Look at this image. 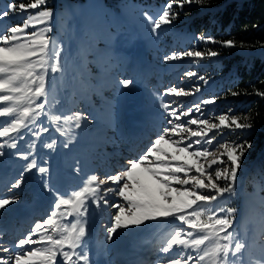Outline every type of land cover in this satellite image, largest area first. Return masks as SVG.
I'll use <instances>...</instances> for the list:
<instances>
[{
  "label": "snow or ice",
  "instance_id": "snow-or-ice-1",
  "mask_svg": "<svg viewBox=\"0 0 264 264\" xmlns=\"http://www.w3.org/2000/svg\"><path fill=\"white\" fill-rule=\"evenodd\" d=\"M47 3L48 0L29 3L12 0L0 8V118H4L0 120V139H3L0 157L6 155L3 149L7 147L17 150L14 155L28 161L8 185L9 190L24 183V173L34 169L40 174L49 172L35 158L30 159L36 149L35 142L28 145V152L19 151L18 139H23V130L39 139L41 133L49 131L48 127L40 124L39 131H32L30 125L35 126L41 117H47L56 125V131L68 137L63 145L67 148L74 139L69 135L72 127L79 129L85 119L80 111L66 115L51 110L60 101L50 81L56 79L55 74L63 73L64 62L62 44L50 35L55 12ZM204 3L205 0H168L156 13L143 11L140 15L149 32L158 38L159 33L178 19L185 5L203 6ZM128 7L134 9V6ZM17 13L24 17L21 23L14 26L2 23ZM199 39L229 48L237 46L234 39L218 41L204 34ZM246 46L243 42L239 44L241 48ZM260 47L264 48V44ZM218 55L209 48L173 52L163 59L166 62L185 57L202 60ZM186 75L197 76L192 71ZM198 79L208 83L204 76ZM118 83L129 88L134 80L126 78ZM199 91L197 87L195 92ZM166 94L179 99L194 92L173 86ZM243 94L264 99V91L259 89ZM217 99L202 100L194 109L200 112L202 105L214 104ZM46 106L49 111L45 110ZM161 107L174 118L168 120L171 127L164 128L142 154L128 160L127 166L115 174L105 177L90 174L77 189L63 194L57 192L51 211L43 220L35 221L23 237L7 245L0 242V253H7L0 255V264H89L83 248L89 233V208L95 205L99 209L102 204L116 210L105 230L108 242L133 227L157 221L178 222L156 250L157 264H264V197L260 198L259 209L250 206L245 215L236 206L225 207L239 198L241 160L252 145L248 141H217V135H223L225 129H252L250 114L238 116L229 110L212 119L193 117V107L186 111L179 108L169 111L171 104L168 103ZM182 117L191 118L182 121ZM214 141L217 142L213 147ZM43 146L54 149L56 141ZM76 172H80L79 167ZM109 184L116 187H102ZM260 187L264 190V185ZM110 193L122 201L110 203L106 198ZM17 201V196L0 197V210L6 211ZM4 236L0 232V241Z\"/></svg>",
  "mask_w": 264,
  "mask_h": 264
},
{
  "label": "rangeland",
  "instance_id": "rangeland-1",
  "mask_svg": "<svg viewBox=\"0 0 264 264\" xmlns=\"http://www.w3.org/2000/svg\"><path fill=\"white\" fill-rule=\"evenodd\" d=\"M11 2L12 0H0V8ZM15 2L20 3L21 0ZM166 3L152 0H48L47 7L54 9L55 12L51 22L53 31L50 35L62 44L64 62L63 73L55 74L56 79L50 81V86L55 89V95L60 101L51 110H58L66 115L72 111H80L85 119L81 121L79 129L72 127L69 135L74 139L67 148L63 145L68 137L56 131V125L47 117H41L35 126L30 125L32 131H39L40 124L48 127L49 131L41 133L39 139L27 129L22 131L23 139H18L19 151L28 152V145L35 142L36 149L30 159L35 158L38 165L47 167L49 172L40 174L34 169L32 172L24 173L25 181L17 189L9 190L8 185L21 173L28 161L14 155L17 150L7 147L3 149L6 155L0 157V167L1 169L5 167L7 175L1 178L0 173V197L17 196L18 201L9 205L6 211L0 210V232L5 234L0 242L7 245L23 237L35 221L43 220L51 211L57 192L63 194L77 189L83 179L90 174H97L100 177L115 174L126 167L123 163L125 159H134L142 154L144 151L142 148L148 147L164 128L171 127L168 120L174 118L167 115L161 104H171L169 111L173 108L186 111L193 107V117L214 119L220 114L228 113L229 110L234 114L237 105L223 104L221 100H216L214 104L202 105L200 112L194 109V105L202 100L217 97L215 88L220 76L215 74L207 76L208 69L212 66L208 65L211 58L198 60L185 57L177 61H164L163 57L173 52L199 50L201 48L198 46L203 42L195 38L191 31L177 26L175 21L159 33L158 38L149 32L140 13L147 11L154 14ZM128 6H134V9ZM32 11L34 10H29ZM23 18L22 14L17 13L10 15L2 23L14 26L21 23ZM192 40H195L194 44H188ZM191 46L193 49H190ZM241 52L245 55H264V48L243 49ZM189 71L195 72L197 76L188 77L186 73ZM199 76H204L208 83L199 80ZM126 78L133 79L134 85L129 88L121 87L118 81ZM173 86L194 92V95L179 99L167 95L166 90ZM197 87L200 88L199 92H195ZM45 110L49 111V106H46ZM132 112L138 116L140 126L142 120L144 129L143 141L139 142L142 148L136 154L130 150L132 146L129 150L126 148V144L128 146L130 143L128 115ZM189 118L191 117H182V121ZM62 127L67 126L62 124ZM242 130L225 129L223 135H217V141L242 142ZM53 140L56 141L54 149L43 146ZM217 141H214L213 147ZM0 143H3V139H0ZM251 145L252 147L242 157V170L238 173L239 198L225 204V207L236 206L242 209L241 215H245L250 206L259 209L260 198L264 197V190L260 187L264 185L260 165L255 166L249 188L245 186L246 176L253 165L250 166L249 162L254 158L256 149L252 143ZM77 167L80 168L79 173L76 172ZM39 195L47 203L48 208L32 214L28 224L17 227L21 229L20 231L6 232L5 221L10 216L17 218L18 212L22 208H27ZM106 198L110 203L122 201V198L111 193ZM115 211L114 208L105 207L103 204L99 209L95 205H90L89 233L83 245L91 259L89 264H120L124 249L129 247L141 232L149 230V227L156 223L151 222L147 226L123 230L108 242L105 230L110 226V217ZM166 223H172L171 227L169 226L170 229L154 243L152 255L146 264H157L156 250L164 242L167 233L178 224L174 221ZM249 227L251 228V225ZM251 237L250 231L249 240ZM99 247L102 249L101 254Z\"/></svg>",
  "mask_w": 264,
  "mask_h": 264
},
{
  "label": "trees",
  "instance_id": "trees-1",
  "mask_svg": "<svg viewBox=\"0 0 264 264\" xmlns=\"http://www.w3.org/2000/svg\"><path fill=\"white\" fill-rule=\"evenodd\" d=\"M21 2L29 3L31 0ZM175 22L177 26L191 31L198 39L204 34L218 41L234 39L237 42L236 47L229 48L203 41L198 48L201 51L210 48L219 53L208 62L212 66L207 73V76H220L215 88L217 100L223 104H236L235 115L243 116L247 113L252 118L253 128L243 129L241 133V141H248L256 148L254 158L249 162L250 166L253 165L245 181V186L249 188L255 166L260 165V173L264 175V99L243 93H253L254 89L264 91V55H245L241 50L262 48L260 44H264V0H205L203 6L185 5ZM194 42L192 40L188 44L193 45ZM241 42L248 46L239 47ZM231 92H239L241 95L232 96Z\"/></svg>",
  "mask_w": 264,
  "mask_h": 264
},
{
  "label": "bare ground",
  "instance_id": "bare-ground-1",
  "mask_svg": "<svg viewBox=\"0 0 264 264\" xmlns=\"http://www.w3.org/2000/svg\"><path fill=\"white\" fill-rule=\"evenodd\" d=\"M138 116L136 115L135 112H132L130 115H128V124H129V130L133 134L132 137L135 135H139L141 132V126L138 124ZM130 146H126V148L131 147V143L129 144ZM129 159H125L123 161L124 166H127V161ZM5 168L1 169L0 168V173H1V178L6 176ZM0 178V181H1ZM41 195V194H40ZM37 196L30 205H28L27 208H22L18 212L17 219L21 220V223H26L29 218L31 217L32 214H34L38 210H44L45 208H48L46 206V202L41 199V196ZM172 223H166L165 221H158L151 227H149V230H145L142 232L137 240L135 241L136 243L133 244L132 246L128 247L125 249V256L123 257V264H145L146 261L144 262L143 259L148 258L150 255L151 247L153 246V243L158 240V238L163 235L166 231L169 230V226ZM154 226V227H153ZM168 226V227H167ZM99 253L101 254V248L99 247ZM92 258V257H91ZM91 261V259H89Z\"/></svg>",
  "mask_w": 264,
  "mask_h": 264
}]
</instances>
